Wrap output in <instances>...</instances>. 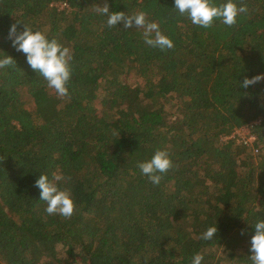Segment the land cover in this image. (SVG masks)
<instances>
[{
	"label": "trees",
	"instance_id": "obj_1",
	"mask_svg": "<svg viewBox=\"0 0 264 264\" xmlns=\"http://www.w3.org/2000/svg\"><path fill=\"white\" fill-rule=\"evenodd\" d=\"M0 264H264V0H0Z\"/></svg>",
	"mask_w": 264,
	"mask_h": 264
},
{
	"label": "built area",
	"instance_id": "obj_2",
	"mask_svg": "<svg viewBox=\"0 0 264 264\" xmlns=\"http://www.w3.org/2000/svg\"><path fill=\"white\" fill-rule=\"evenodd\" d=\"M254 124H256V121H252L251 123L246 124L243 128H246L248 132L245 131V133L241 132V128L234 129L231 134L223 136L224 141L234 140L236 143L242 144L244 146H253L254 151L258 152L259 149L255 145V143H253L254 137L251 135V128L254 126Z\"/></svg>",
	"mask_w": 264,
	"mask_h": 264
},
{
	"label": "rangeland",
	"instance_id": "obj_3",
	"mask_svg": "<svg viewBox=\"0 0 264 264\" xmlns=\"http://www.w3.org/2000/svg\"><path fill=\"white\" fill-rule=\"evenodd\" d=\"M59 4V3H58ZM63 5H64V3H62ZM26 106H28V104H29V101H28V97H26ZM256 121V123H257V120H255ZM251 123V122H250ZM246 125V124H245ZM245 125H242V126H239V127H236V128H241V132H244L245 133V131H247V129L246 128H243ZM255 125V124H254ZM236 128H234V129H236ZM252 129H253V127L251 128V135L255 138V140H254V138H253V143H256V137H255V135L253 134V131H252ZM248 132V131H247ZM232 133V132H231ZM230 133V134H231ZM238 145H242V144H239V143H237ZM242 146H244V145H242ZM245 147H247L248 148V150L249 149H253L252 151H253V154H256V153H258V152H255L254 151V148H253V146H245Z\"/></svg>",
	"mask_w": 264,
	"mask_h": 264
}]
</instances>
